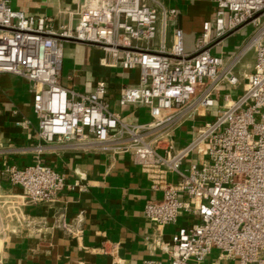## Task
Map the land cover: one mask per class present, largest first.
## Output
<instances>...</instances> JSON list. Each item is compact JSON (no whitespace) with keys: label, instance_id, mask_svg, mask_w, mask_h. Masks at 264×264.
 <instances>
[{"label":"built area","instance_id":"built-area-1","mask_svg":"<svg viewBox=\"0 0 264 264\" xmlns=\"http://www.w3.org/2000/svg\"><path fill=\"white\" fill-rule=\"evenodd\" d=\"M142 1L88 0L71 28L0 0V74L30 83L43 142L93 143L105 152H132L151 189L161 192L145 203V217L156 226L174 224L180 216L191 219L161 243L169 264H264V0H215L214 19L203 22L192 51H186L179 27L166 45L177 9ZM246 25L253 29L238 50L211 52ZM157 32L161 41L153 48ZM70 40L101 49V65L137 72V82L123 85L117 102L145 107L149 121L127 120L113 111L103 78L86 91L61 83L62 45ZM249 49L252 69L239 78L233 69ZM208 108L211 117L178 146L175 129L184 113ZM193 153L196 160L181 169ZM169 173L176 174L174 180ZM3 176L21 189V200L0 201L10 217L25 203L52 201L66 185L62 173L39 160L23 167L5 165ZM213 249L218 254L207 263Z\"/></svg>","mask_w":264,"mask_h":264},{"label":"crops","instance_id":"crops-1","mask_svg":"<svg viewBox=\"0 0 264 264\" xmlns=\"http://www.w3.org/2000/svg\"><path fill=\"white\" fill-rule=\"evenodd\" d=\"M9 1L13 9L48 16L55 26L71 28L78 21L82 5L88 2ZM155 1L165 8L177 9L166 31V45H171L173 29L179 27L186 51H192L203 22L214 19L215 0ZM244 28L223 39L211 52L227 55L238 50L249 35V32L243 34ZM160 41L161 35L157 32L150 44L157 48ZM62 48L60 79L64 86L86 91L92 88L95 79L103 78L109 85L108 102L113 111L135 122L150 120L145 107H120L117 102L121 87L137 82L136 71L101 65L102 50L89 44L64 41ZM253 63L252 52L243 74L252 69ZM199 111H184L175 129L178 146L188 143L194 129L211 117L210 113L205 116ZM23 120L24 125L16 124ZM37 160L62 173L66 185L52 201L25 203L19 214L11 217L8 208L0 204V264H141L146 259L169 264L161 243L169 242L171 235L191 219L180 216L174 224L156 226L145 217V203L160 198L161 192L151 189L147 175L132 152H105L93 143L43 142L32 111L30 83L23 77L1 73L0 201L21 200V189L3 176L5 165L23 167ZM191 160H196L195 153L180 168ZM175 177V173L168 174L170 180ZM209 256L207 263L212 261Z\"/></svg>","mask_w":264,"mask_h":264},{"label":"rangeland","instance_id":"rangeland-1","mask_svg":"<svg viewBox=\"0 0 264 264\" xmlns=\"http://www.w3.org/2000/svg\"><path fill=\"white\" fill-rule=\"evenodd\" d=\"M143 3L147 4V5H152L153 3L155 4V1L154 0H143L142 1ZM253 27L251 25H246L245 28H244V33L243 34H247L249 32L252 31ZM246 38V37H245ZM235 50V47H233V51ZM232 51V50H231ZM252 50H247L239 59V61L237 62V64L235 65L234 69H233V72L238 75L239 78H241L243 76V71L246 70V64L247 62H250L251 59H252ZM234 62V61H233ZM231 62V64L233 63ZM248 72V71H246ZM245 73V72H244ZM222 84H224V82H222ZM240 88V87H239ZM232 94H234V92H236V90L234 91H231ZM213 110L211 108H208L206 110H201L199 111V114H202V115H205V116H208L209 113H213L212 112ZM208 114V115H206ZM218 254V250L216 249H213L210 256H209V259L213 260L216 258ZM223 264H234V262L232 260H226L223 262Z\"/></svg>","mask_w":264,"mask_h":264},{"label":"water","instance_id":"water-1","mask_svg":"<svg viewBox=\"0 0 264 264\" xmlns=\"http://www.w3.org/2000/svg\"><path fill=\"white\" fill-rule=\"evenodd\" d=\"M71 41V40H70ZM73 41V40H72Z\"/></svg>","mask_w":264,"mask_h":264}]
</instances>
